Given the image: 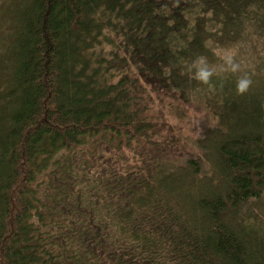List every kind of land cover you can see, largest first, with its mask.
Wrapping results in <instances>:
<instances>
[{"label": "trees", "instance_id": "obj_1", "mask_svg": "<svg viewBox=\"0 0 264 264\" xmlns=\"http://www.w3.org/2000/svg\"><path fill=\"white\" fill-rule=\"evenodd\" d=\"M0 264H264V0H0Z\"/></svg>", "mask_w": 264, "mask_h": 264}, {"label": "rangeland", "instance_id": "obj_2", "mask_svg": "<svg viewBox=\"0 0 264 264\" xmlns=\"http://www.w3.org/2000/svg\"><path fill=\"white\" fill-rule=\"evenodd\" d=\"M257 43H249L247 46L244 44H235L233 46L223 49L219 54V60L215 65H219L222 68H241L246 69L248 65H252L253 57H257L260 52H263L261 47H255ZM262 54V53H261ZM169 102V100H168ZM165 114L168 115V110H165ZM207 111L201 110L200 108L189 109L186 119H177L175 116L169 118L174 125H176L177 132H174L175 138L180 137V140L177 139V143L183 150L191 149L190 142L192 143L194 138L197 136L199 131V124L203 121L200 119L202 116L206 117ZM181 142V143H180ZM185 144H187L185 146ZM181 150V151H183ZM180 151V150H179ZM130 157V155H127ZM103 163V161H100Z\"/></svg>", "mask_w": 264, "mask_h": 264}, {"label": "clouds", "instance_id": "obj_3", "mask_svg": "<svg viewBox=\"0 0 264 264\" xmlns=\"http://www.w3.org/2000/svg\"><path fill=\"white\" fill-rule=\"evenodd\" d=\"M198 75V78L199 79H202V80H206L207 77H208V73L207 72H200L197 74ZM247 84H248V81L246 80H241L239 83H238V88L242 91L244 90L246 87H247Z\"/></svg>", "mask_w": 264, "mask_h": 264}]
</instances>
